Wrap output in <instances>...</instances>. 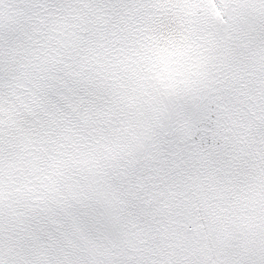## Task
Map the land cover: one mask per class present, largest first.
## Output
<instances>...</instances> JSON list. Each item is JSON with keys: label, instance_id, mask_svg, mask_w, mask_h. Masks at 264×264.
Listing matches in <instances>:
<instances>
[{"label": "snow or ice", "instance_id": "obj_1", "mask_svg": "<svg viewBox=\"0 0 264 264\" xmlns=\"http://www.w3.org/2000/svg\"><path fill=\"white\" fill-rule=\"evenodd\" d=\"M0 264H264V0H0Z\"/></svg>", "mask_w": 264, "mask_h": 264}]
</instances>
